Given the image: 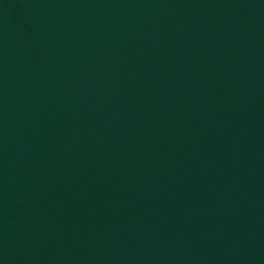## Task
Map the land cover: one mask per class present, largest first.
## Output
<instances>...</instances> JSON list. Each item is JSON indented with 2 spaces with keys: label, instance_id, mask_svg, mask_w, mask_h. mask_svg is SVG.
I'll return each mask as SVG.
<instances>
[{
  "label": "water",
  "instance_id": "water-1",
  "mask_svg": "<svg viewBox=\"0 0 264 264\" xmlns=\"http://www.w3.org/2000/svg\"><path fill=\"white\" fill-rule=\"evenodd\" d=\"M0 264H264V0H0Z\"/></svg>",
  "mask_w": 264,
  "mask_h": 264
}]
</instances>
